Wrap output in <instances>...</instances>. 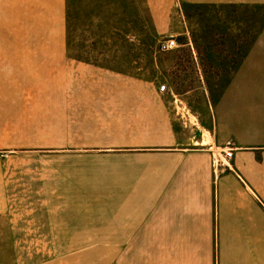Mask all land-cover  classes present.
Masks as SVG:
<instances>
[{"label":"rangeland","instance_id":"rangeland-1","mask_svg":"<svg viewBox=\"0 0 264 264\" xmlns=\"http://www.w3.org/2000/svg\"><path fill=\"white\" fill-rule=\"evenodd\" d=\"M63 1L67 60L23 68L36 75L0 74V92H31L39 102L52 96L49 101L55 104V109L39 106L34 116H6L16 123L38 119L40 126H0V142L38 144L0 146V264H213L203 244L192 260L189 244L177 254L176 244L40 241L34 228L45 220L37 219L36 208L53 198L61 203V194L44 191L62 187L63 170L71 203L77 201L74 188L84 185L85 167L97 160L91 155L105 149L85 145L111 142V126H75L110 119L111 111L93 105L109 100L104 95L90 98L89 92H147L151 102L173 98L174 106L183 105L207 124L206 102L230 85L250 46L264 43V0ZM60 4L62 0H0V54L14 48L24 53L29 43L62 41L58 16L49 14ZM172 37L178 46L162 51L161 43ZM47 122L71 126H42Z\"/></svg>","mask_w":264,"mask_h":264},{"label":"crops","instance_id":"crops-1","mask_svg":"<svg viewBox=\"0 0 264 264\" xmlns=\"http://www.w3.org/2000/svg\"><path fill=\"white\" fill-rule=\"evenodd\" d=\"M49 14L58 16L62 41L29 43L23 46L24 53L14 48L0 54V74L36 75L23 68L54 66L56 59L67 60L66 3L62 0L58 10ZM54 52L56 58H51ZM36 95L1 91L0 116L4 117L0 126H40L38 119L16 123L6 117L38 115L39 106L55 109L54 100L49 101L52 96L39 102ZM86 95H104L102 99L109 103L93 105L97 110L111 111L110 119L75 126H111L107 128L112 131L111 142L85 145L105 149L91 155L97 160L85 167L80 178L84 185L74 188L77 201L71 203L66 170L62 172V187L56 191L46 188L48 196L61 194L63 198L58 205L53 198L36 208L37 219L45 220L34 228L40 241L176 244L180 249L177 254L182 253L183 244H189L192 260L203 244L213 264H264L263 42L250 46L230 85L216 100L206 102L207 124L183 105L174 106L173 98L151 102V94L140 91ZM66 104H62L64 111ZM42 126L71 124L47 122ZM205 131L212 142L203 143ZM34 145L38 144L0 142L4 147ZM227 150L232 151L230 157ZM36 191L41 190L37 187Z\"/></svg>","mask_w":264,"mask_h":264},{"label":"built area","instance_id":"built-area-1","mask_svg":"<svg viewBox=\"0 0 264 264\" xmlns=\"http://www.w3.org/2000/svg\"><path fill=\"white\" fill-rule=\"evenodd\" d=\"M177 46H178V43H177L176 39L174 37H172L170 39L163 41L160 45V49L162 51H169L173 48H176ZM162 89H165V86H163ZM229 151L230 152L228 154L226 153L227 157H230L232 155V151L231 150H229Z\"/></svg>","mask_w":264,"mask_h":264},{"label":"bare ground","instance_id":"bare-ground-1","mask_svg":"<svg viewBox=\"0 0 264 264\" xmlns=\"http://www.w3.org/2000/svg\"><path fill=\"white\" fill-rule=\"evenodd\" d=\"M203 143H209V142H212V137L210 136L209 132L208 131H205V137L203 138ZM230 152V151H229ZM229 152H226L227 154ZM222 156V155H221ZM224 158V157H223ZM227 162V161H226Z\"/></svg>","mask_w":264,"mask_h":264}]
</instances>
